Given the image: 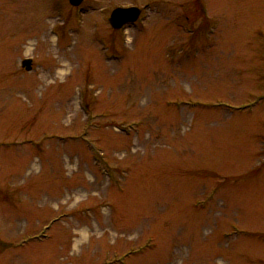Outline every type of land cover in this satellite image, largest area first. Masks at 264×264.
<instances>
[{"label":"rangeland","instance_id":"rangeland-1","mask_svg":"<svg viewBox=\"0 0 264 264\" xmlns=\"http://www.w3.org/2000/svg\"><path fill=\"white\" fill-rule=\"evenodd\" d=\"M0 264H264V0H0Z\"/></svg>","mask_w":264,"mask_h":264},{"label":"water","instance_id":"water-1","mask_svg":"<svg viewBox=\"0 0 264 264\" xmlns=\"http://www.w3.org/2000/svg\"><path fill=\"white\" fill-rule=\"evenodd\" d=\"M71 6L78 7L83 0H68ZM141 10L136 7L117 8L113 10L109 17V24L114 30H120L123 27L135 23L140 17ZM31 60L25 59L21 66L26 70H31Z\"/></svg>","mask_w":264,"mask_h":264},{"label":"bare ground","instance_id":"bare-ground-1","mask_svg":"<svg viewBox=\"0 0 264 264\" xmlns=\"http://www.w3.org/2000/svg\"><path fill=\"white\" fill-rule=\"evenodd\" d=\"M79 240H80V238H79ZM79 240H78V241H79Z\"/></svg>","mask_w":264,"mask_h":264},{"label":"flooded vegetation","instance_id":"flooded-vegetation-1","mask_svg":"<svg viewBox=\"0 0 264 264\" xmlns=\"http://www.w3.org/2000/svg\"><path fill=\"white\" fill-rule=\"evenodd\" d=\"M202 4V3H201Z\"/></svg>","mask_w":264,"mask_h":264}]
</instances>
